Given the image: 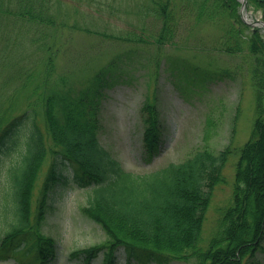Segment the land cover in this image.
Listing matches in <instances>:
<instances>
[{"label":"trees","instance_id":"1","mask_svg":"<svg viewBox=\"0 0 264 264\" xmlns=\"http://www.w3.org/2000/svg\"><path fill=\"white\" fill-rule=\"evenodd\" d=\"M182 1L185 3L181 5L164 0L141 6V15L161 19L155 40L147 39L144 33L114 37L151 41L161 50L173 42L180 14L192 21V27L216 28L215 39L221 41V51L244 58L255 90L256 115L250 136L238 152L231 202L223 210L217 233L206 246H200L214 189L226 181L224 166L234 147L230 144L218 153L199 149L186 160L169 162L144 174L126 171L99 140L96 118L97 95L115 79L118 56L96 69L89 85L76 92L67 73L53 75L55 56L61 48V27L69 26L58 21L54 10L62 0H0V63L12 74L0 75V81H12V88L23 100L22 113L9 111L12 106L4 114L0 112V149L17 126L32 121L26 151L10 172L13 212L8 215V207H4L0 215L1 258L14 252L25 264H51L58 257L54 238L41 227L53 185L67 179L61 165L68 161L75 167L76 183L92 188L81 211L106 232L103 243L74 249L70 258L91 264L102 253L103 264H118L117 251L123 247L129 256L164 263L244 264L250 260L258 264L256 253L264 250V33L243 22L239 0ZM249 1L264 12V0ZM82 21L79 29L93 33ZM154 60L157 68L162 61H170L159 51ZM191 69L204 72L197 64ZM152 74L147 82L149 91L156 78ZM158 95L156 86L140 110L144 149L150 157L158 152L163 140ZM48 157L37 211L32 212L35 184Z\"/></svg>","mask_w":264,"mask_h":264},{"label":"rangeland","instance_id":"2","mask_svg":"<svg viewBox=\"0 0 264 264\" xmlns=\"http://www.w3.org/2000/svg\"><path fill=\"white\" fill-rule=\"evenodd\" d=\"M155 1L164 0H62L54 10L58 21L68 22L69 26L61 27L58 39L61 48L55 56L53 75L67 73L70 85L78 92L89 85L96 69L106 66L108 61L118 56L113 69L115 79L101 88L102 92L97 95L96 118L99 121V140L129 172H153L169 162L186 160L199 149L210 148L218 153L230 144L234 147L224 166L226 181L214 189L207 211L200 244L206 246L217 233L223 210L231 202L238 152L250 136L256 115L255 90L244 58L221 51V41L215 39L217 29L212 26L202 29L200 26L192 27V21L180 14L178 20H181L173 42L162 46L161 50L151 41L143 43L113 37L144 33L147 39L155 40L160 32L161 19L151 14H140L141 6H154ZM174 3L181 5L185 2L174 0ZM249 11L256 18L262 14L260 9L254 8L253 11V7ZM81 21L93 33L80 30ZM158 51L162 56L169 57L170 61H162L157 68L154 57ZM194 64L204 72H194L191 69ZM10 72H6L0 63V75L7 76ZM151 74L156 77L152 80L154 85L151 90L158 86L164 131L160 150L150 157L144 149L140 110L146 96L151 93L147 83ZM19 94L12 88V81H0L2 114L9 106H12L9 111L15 114L20 112L23 100ZM238 108L239 115L233 131ZM23 152V143L15 146L11 141L0 150V208L8 207L10 216L15 200L12 179L8 176L11 169L21 162ZM49 160L44 162L35 186L32 212L37 211L38 196ZM63 172L70 175V179L67 184L57 183L50 192L48 212L41 230L56 242L59 255L51 264H83L70 258V251L103 243L106 232L81 211V206L87 202L89 189L75 183L73 167L68 166ZM3 210L1 208L0 215L4 214ZM262 244L264 247V241ZM10 253L14 254L13 257H0V264H25L21 260H14L18 255ZM118 253L119 264H129L126 252L121 250ZM256 255L258 264H264V250L259 249ZM102 259L103 256L99 255L92 264H102ZM129 260L130 264H189L183 260L158 263L143 256ZM244 264L255 263L247 260Z\"/></svg>","mask_w":264,"mask_h":264},{"label":"water","instance_id":"3","mask_svg":"<svg viewBox=\"0 0 264 264\" xmlns=\"http://www.w3.org/2000/svg\"><path fill=\"white\" fill-rule=\"evenodd\" d=\"M242 2H243L242 9H244L247 6V2L246 0H242ZM257 23H260L262 26H264V21L262 19L254 20V22H252V24H257Z\"/></svg>","mask_w":264,"mask_h":264}]
</instances>
